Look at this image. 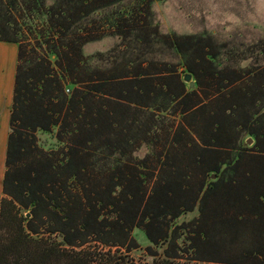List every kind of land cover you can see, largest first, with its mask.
<instances>
[{
	"label": "trees",
	"instance_id": "1",
	"mask_svg": "<svg viewBox=\"0 0 264 264\" xmlns=\"http://www.w3.org/2000/svg\"><path fill=\"white\" fill-rule=\"evenodd\" d=\"M155 1L0 0L18 46L0 264H141L136 229L149 264H264V38L165 34Z\"/></svg>",
	"mask_w": 264,
	"mask_h": 264
},
{
	"label": "rangeland",
	"instance_id": "2",
	"mask_svg": "<svg viewBox=\"0 0 264 264\" xmlns=\"http://www.w3.org/2000/svg\"><path fill=\"white\" fill-rule=\"evenodd\" d=\"M152 11L153 23L165 34L212 35L217 42L227 43L229 47L235 46L239 50H244L248 45L264 38V0H162L153 3ZM119 43L117 36L107 35L99 41L86 44L84 52L86 55L107 52ZM3 51L1 54H4ZM248 62H242V65ZM38 137L39 143L47 149L60 145L55 138V132H39ZM147 151L148 148L144 146L137 152L138 157H143ZM196 217L197 209L181 217L179 222H189ZM134 236L142 249L133 251L131 255L140 260L141 264L151 263L152 257L145 255L143 251L149 245L143 231L136 229ZM172 264L217 263L184 257L174 260Z\"/></svg>",
	"mask_w": 264,
	"mask_h": 264
},
{
	"label": "crops",
	"instance_id": "3",
	"mask_svg": "<svg viewBox=\"0 0 264 264\" xmlns=\"http://www.w3.org/2000/svg\"><path fill=\"white\" fill-rule=\"evenodd\" d=\"M2 49V50H1ZM4 50V51H3ZM3 51L4 54H1ZM18 46L0 42V189L5 171L7 138L10 132V110L13 103Z\"/></svg>",
	"mask_w": 264,
	"mask_h": 264
},
{
	"label": "water",
	"instance_id": "4",
	"mask_svg": "<svg viewBox=\"0 0 264 264\" xmlns=\"http://www.w3.org/2000/svg\"><path fill=\"white\" fill-rule=\"evenodd\" d=\"M184 81L189 83L190 87L193 88L195 86V82L193 81L192 74L187 73L184 75ZM252 141L249 140L248 143H251ZM212 178H215V175H213Z\"/></svg>",
	"mask_w": 264,
	"mask_h": 264
},
{
	"label": "built area",
	"instance_id": "5",
	"mask_svg": "<svg viewBox=\"0 0 264 264\" xmlns=\"http://www.w3.org/2000/svg\"><path fill=\"white\" fill-rule=\"evenodd\" d=\"M67 92H69V89H67Z\"/></svg>",
	"mask_w": 264,
	"mask_h": 264
}]
</instances>
